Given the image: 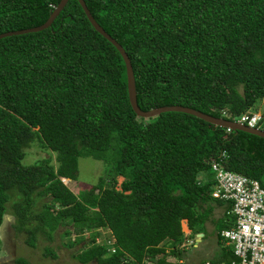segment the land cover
Here are the masks:
<instances>
[{
    "label": "trees",
    "instance_id": "trees-1",
    "mask_svg": "<svg viewBox=\"0 0 264 264\" xmlns=\"http://www.w3.org/2000/svg\"><path fill=\"white\" fill-rule=\"evenodd\" d=\"M82 1L126 54L140 111L181 106L234 122L264 102V0ZM58 2L0 0V34L40 26ZM34 141L55 154V166L21 164ZM79 158L105 168L78 198L61 179H77ZM212 160L264 190V139L182 113L134 115L120 55L75 0L47 29L0 39V226L9 208L26 246L39 235L50 241L58 227L68 246L72 233L106 228L115 252L106 255L91 234L73 255L77 263L142 264L163 255L160 243L184 238L180 221L197 232L210 202L224 205L210 196ZM36 197L48 198L38 212ZM230 222L224 214L217 242Z\"/></svg>",
    "mask_w": 264,
    "mask_h": 264
},
{
    "label": "rangeland",
    "instance_id": "rangeland-1",
    "mask_svg": "<svg viewBox=\"0 0 264 264\" xmlns=\"http://www.w3.org/2000/svg\"><path fill=\"white\" fill-rule=\"evenodd\" d=\"M254 105L255 106H253V109L249 113L257 114L258 112L261 113L263 111L264 102L262 100L258 101ZM54 158V153H51L48 149L42 147L39 142L34 141L28 148L24 150V157L21 161V164L23 166H29L32 164L36 165L42 161L48 160V165L55 166L56 163ZM104 168L105 165L101 161H95L90 158H79L77 160V179L75 181L64 180L63 184L66 185L68 189L79 198L82 193L90 191L89 188L96 183L98 178L102 177ZM122 181L123 178L121 177L115 178V190H120L119 185ZM104 183L107 184V181ZM47 201V197L34 198L35 204L33 206V211H40L42 205L47 204ZM214 205L215 202H210L211 217L206 218L209 219V222L205 220L206 222L204 221L202 224H200L204 225V223H207L208 226H202L200 230L198 229L197 231L199 234L203 235V239L208 241L207 247L204 246L201 249L200 245H198V250L191 247L193 241L196 239L195 236L197 232L196 230H187L188 228L186 226V221L182 220L180 221V230L184 238L181 240V242L175 245H170L165 242L160 243L159 246L164 249L163 255H157L152 260L146 262L155 263L157 260L162 258L167 264H178L176 259H188V256L183 254L184 252L193 254V262H197L199 264L206 261L212 264V262L220 261L222 258H224L225 250L223 248L222 242H218V245L214 247V243L217 240V231H219L221 224V219L214 220L220 215L215 211ZM8 206H10V203ZM5 216L6 218L2 221L0 226V264L11 263L17 257L23 258L28 264H79L75 261L73 255H75L87 245L86 242L88 240V236L94 234V243L96 244L110 236V234L108 235V230L106 228L82 231L75 235L72 233L69 236V240L73 243H71V246H68L65 243L67 241V236L64 237L62 234L65 228L58 227L54 232L51 233L52 239L50 241L39 235L36 238L34 247L30 248L25 245V233H16L13 230L14 219L11 216V211L9 208L7 209ZM213 220L214 222L211 223L210 221ZM78 237L81 238V242H77ZM45 250L52 251L54 257L45 255Z\"/></svg>",
    "mask_w": 264,
    "mask_h": 264
},
{
    "label": "built area",
    "instance_id": "built-area-1",
    "mask_svg": "<svg viewBox=\"0 0 264 264\" xmlns=\"http://www.w3.org/2000/svg\"><path fill=\"white\" fill-rule=\"evenodd\" d=\"M234 122L264 131L261 128L264 124L262 115L247 112L238 116ZM209 166L212 176L210 196L222 201L225 208L229 207L224 214L231 220V225L219 232V238L232 258L218 264H264V190L256 180L230 172L218 161H210ZM205 179L202 173L197 176L198 182H204ZM114 243L110 234L97 245H105L107 254L111 255L115 252ZM146 261L149 259H144L142 264H154ZM122 263L127 261L122 260ZM201 264L211 263L206 261Z\"/></svg>",
    "mask_w": 264,
    "mask_h": 264
},
{
    "label": "water",
    "instance_id": "water-1",
    "mask_svg": "<svg viewBox=\"0 0 264 264\" xmlns=\"http://www.w3.org/2000/svg\"><path fill=\"white\" fill-rule=\"evenodd\" d=\"M67 1L68 0H59L58 4L55 6V8H53V10L49 14L48 18L46 19V21L43 24H41L40 26L34 27V28H29V29H24V30H20V31L3 33V34H0V39L10 37V36L22 35V34L36 33V32L47 29L51 25L53 20L58 16V14L63 9V7L67 3ZM75 1L78 3L79 7L81 8L84 16L86 17L88 23L93 28V30L97 34L102 36L107 42H109L116 49L118 54L120 55V57L123 61V64H124V68H125L126 92H127L128 103H129V106H130L132 112L134 113V115L137 118L149 119V118H153V117H155L159 114H162V113L176 112V113H182L185 115L192 116V117L197 118V119H199V120H201L207 124H210L212 126H216V127L225 129L226 131H241V132L256 136L258 138L264 139V131L251 129V128H248L246 126L240 125L236 122L224 120L222 118H213L211 116L202 114L200 112H197L193 109L186 108V107L167 106V107H159V108L150 109L146 112L140 111L136 105L133 73H132L130 62H129L126 54L124 53V51L120 47V45H118L113 39H111L100 28V26L93 20V18L89 14L88 10L86 9L83 1L82 0H75ZM5 218H6V216H3V220Z\"/></svg>",
    "mask_w": 264,
    "mask_h": 264
},
{
    "label": "crops",
    "instance_id": "crops-1",
    "mask_svg": "<svg viewBox=\"0 0 264 264\" xmlns=\"http://www.w3.org/2000/svg\"><path fill=\"white\" fill-rule=\"evenodd\" d=\"M215 206V211L217 212V213H219L220 215H219V217H216V219H214V220H217V219H223V216H224V213H225V206L224 205H217V204H215L214 205ZM214 208V207H213ZM218 216V215H217ZM209 217H211V213H210V215L207 217V218H209ZM209 219H206V221H208ZM214 220L213 221H210L211 223H213L214 222ZM205 221V222H206ZM209 222V221H208ZM202 226H208L207 225V223H204V225H201V227ZM195 240L193 241V243H192V246L191 247H193V248H195L196 250H198L197 248H198V245H200V248L202 249L204 246L205 247H207V240H205V239H203V235H201V234H199V232H197L196 233V236H195ZM201 240H202V243H201ZM189 242V241H188ZM218 245V242L217 241H215V243H214V247L215 246H217ZM224 248V247H223ZM224 250H225V252H224V258H222L220 261H215V262H212V263H214V264H218V263H220V262H225V259L226 258H228L229 257V255H230V253H228L227 254V252H226V249L224 248ZM184 255H187L188 256V259H185V258H179V259H176V262L178 263V264H199V263H197V262H193V254H190V253H187V252H184L183 253ZM219 255V254H218Z\"/></svg>",
    "mask_w": 264,
    "mask_h": 264
},
{
    "label": "bare ground",
    "instance_id": "bare-ground-1",
    "mask_svg": "<svg viewBox=\"0 0 264 264\" xmlns=\"http://www.w3.org/2000/svg\"><path fill=\"white\" fill-rule=\"evenodd\" d=\"M257 115H260V113L258 112ZM64 180H66V179H61L62 183H63ZM187 230H188V229H187ZM188 234H189V233H188ZM188 234H186V235H188ZM186 235H185V236H186Z\"/></svg>",
    "mask_w": 264,
    "mask_h": 264
},
{
    "label": "clouds",
    "instance_id": "clouds-1",
    "mask_svg": "<svg viewBox=\"0 0 264 264\" xmlns=\"http://www.w3.org/2000/svg\"><path fill=\"white\" fill-rule=\"evenodd\" d=\"M260 115H261V113H260ZM263 117H264V116H263ZM106 255H108L107 252H106Z\"/></svg>",
    "mask_w": 264,
    "mask_h": 264
}]
</instances>
